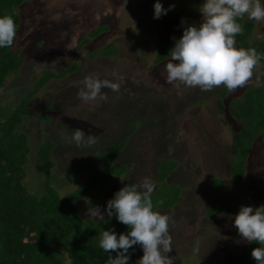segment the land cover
<instances>
[{"label": "rangeland", "instance_id": "rangeland-1", "mask_svg": "<svg viewBox=\"0 0 264 264\" xmlns=\"http://www.w3.org/2000/svg\"><path fill=\"white\" fill-rule=\"evenodd\" d=\"M156 2L28 0L19 7L18 69L5 78L0 111L7 115L37 90L28 99L34 111H24L17 126L30 146L24 183L33 194L42 189L36 154L50 139L55 145L51 184L60 195L78 190L97 171L116 176L98 182L87 201L77 202L81 215L94 206L105 212L115 193L149 178L155 183L153 211L175 221L169 225L173 250L168 253L176 257L175 264H256L251 252L257 247L239 235L234 218L242 206H264V130H259L264 125V63L235 92L225 86L204 92L167 84L170 50L186 27L203 22L200 9L206 0H159L164 9L175 7L154 19ZM242 19L253 23L249 41H264V21ZM83 39L90 42L83 44ZM241 43L238 49H244ZM159 45L166 57L157 62ZM257 47L262 60L264 43ZM89 75L120 84L119 93L104 88L107 101L83 102L79 82ZM45 78L47 83L37 88ZM76 129L85 135L91 130L97 143H69ZM236 133L240 142L233 150ZM114 151L111 164L102 165ZM165 204L172 207L164 209ZM113 218L105 215L99 221L101 232L109 230ZM134 247L129 264L143 256L142 247Z\"/></svg>", "mask_w": 264, "mask_h": 264}, {"label": "clouds", "instance_id": "clouds-1", "mask_svg": "<svg viewBox=\"0 0 264 264\" xmlns=\"http://www.w3.org/2000/svg\"><path fill=\"white\" fill-rule=\"evenodd\" d=\"M174 7L170 5L169 9H164L157 0L153 18L159 19ZM200 11L203 22L199 26L186 27L170 50L171 60L165 66L167 84L178 90L182 85L198 87L204 92L220 86H225L229 92L244 88L252 81L262 57L255 48L246 50L235 46V37L244 32L237 19L247 15L250 20L264 21V5L261 0H206ZM16 38L17 27L13 18H0V49L11 48ZM79 83L82 87L78 98L85 103L107 101V94L102 92L104 88L116 93L120 91V84L100 80L93 75ZM255 83L257 86L262 83L259 75ZM89 131L90 134L85 135L79 129L74 130L68 142L75 143L77 147L95 145L98 137ZM154 188L155 183L144 178L142 183L127 185L115 193L114 198L107 202L105 212L99 206L88 208L90 218L103 220L105 215H115L118 222L129 229L127 234H120L119 237L114 229L101 232L99 247L106 253H116L115 257L109 255L107 264H129V249L134 245L143 249V256L136 264H175L176 257L168 256L173 250L169 225L174 226L175 221L170 215L153 211L151 195ZM234 227L244 240L264 245V206H242L234 218ZM198 251L194 249L197 254ZM251 257L256 264H264V247L254 248Z\"/></svg>", "mask_w": 264, "mask_h": 264}, {"label": "trees", "instance_id": "trees-1", "mask_svg": "<svg viewBox=\"0 0 264 264\" xmlns=\"http://www.w3.org/2000/svg\"><path fill=\"white\" fill-rule=\"evenodd\" d=\"M26 1L28 0H0V18L11 16L17 27L20 22L19 7ZM237 23L242 25L244 32L235 37V46H239L242 41L244 49L255 48L258 53L257 45L264 41H249L253 23L240 18ZM98 34L92 36L96 37ZM89 42L82 40L83 44ZM160 45L156 51L157 62L164 61L166 57L162 58L163 50ZM20 49L15 47V40L11 48L0 49V90L10 72L18 69L16 60ZM262 55L264 56L263 48ZM260 61L264 63V58ZM47 79L38 83L37 88L41 89ZM35 92L37 90L29 92L20 105L14 107V111H8L7 115L0 111V264H107L109 255L115 257L116 253H106L99 247V225L102 224L99 221L103 220H94L85 213L81 215L82 207L79 208L77 202L85 200L91 188L98 182L107 181L115 175L107 171L103 174L97 171V176L87 184L83 183L78 190L60 195L51 184V172L54 167L51 152L55 145L50 139H45L36 154L42 168V189L38 194H33L26 188L25 164L30 146L26 134L18 132L17 126L22 123L24 111H34L28 105V99H31ZM222 107L219 103V108ZM259 130L263 131L264 125L259 127ZM233 140L235 150L236 143L240 142V134H234ZM117 151L107 154L102 165L111 164ZM238 175L242 177L243 172ZM170 207L165 204L164 209ZM109 224L112 227L109 225L108 228L114 229L117 237L129 231L116 217ZM249 245L260 247L257 242ZM129 253L131 262L135 255L134 246L129 249Z\"/></svg>", "mask_w": 264, "mask_h": 264}, {"label": "crops", "instance_id": "crops-1", "mask_svg": "<svg viewBox=\"0 0 264 264\" xmlns=\"http://www.w3.org/2000/svg\"><path fill=\"white\" fill-rule=\"evenodd\" d=\"M166 151H168V150H166ZM176 203H178V202H176ZM176 203H175V204H176ZM171 207H172V206H171ZM171 207H170V208H171ZM170 208H168V209H170ZM168 209H167V210H168Z\"/></svg>", "mask_w": 264, "mask_h": 264}]
</instances>
